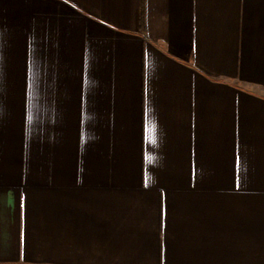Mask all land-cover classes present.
Here are the masks:
<instances>
[{
	"label": "crops",
	"instance_id": "crops-1",
	"mask_svg": "<svg viewBox=\"0 0 264 264\" xmlns=\"http://www.w3.org/2000/svg\"><path fill=\"white\" fill-rule=\"evenodd\" d=\"M0 264H264V0H0Z\"/></svg>",
	"mask_w": 264,
	"mask_h": 264
}]
</instances>
